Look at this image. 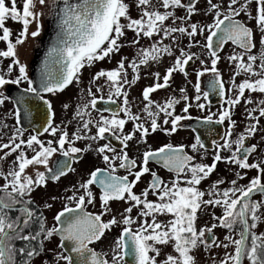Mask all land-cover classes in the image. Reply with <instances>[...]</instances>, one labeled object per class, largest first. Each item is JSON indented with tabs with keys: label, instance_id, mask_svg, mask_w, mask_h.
<instances>
[{
	"label": "snow or ice",
	"instance_id": "6c2138e0",
	"mask_svg": "<svg viewBox=\"0 0 264 264\" xmlns=\"http://www.w3.org/2000/svg\"><path fill=\"white\" fill-rule=\"evenodd\" d=\"M41 6L45 5L46 0H38ZM209 11H215L216 16L214 23L207 26L209 34L204 45L208 51L211 59V69H204V71H211L215 74V79L212 82V89L219 90V95L225 97L226 91L231 92L236 90L238 95L234 98L227 97L226 103L229 108L222 110L219 114L217 123H223L225 119L229 120V128L225 133L222 144H216V154L213 157L212 165H204L200 163H193L194 157L184 153L183 146L173 147L172 145H165L156 151H146L143 153V163L139 171H133L137 165L136 161L128 157L126 151L121 150V154L114 155L111 158L108 155H103V160L109 165L108 169L97 168L91 172L90 177L80 188L83 189V195H80L76 201V209H79L83 215L77 216L72 220L65 219L66 213L75 211L69 207H65L63 211L59 212L55 217L56 226L50 229H45L43 217H39V231L34 234L25 232L30 228L35 217L28 205L32 202L30 200H23V197L31 193L34 188L44 185L48 179L53 181L59 180L61 176L67 174L71 170L70 163H65L62 168L53 170L48 167L49 159L58 150L62 152L63 156L69 160L73 154L79 153L82 150L71 146V141H68V134L66 131L59 136L57 147L52 146V141L47 142V146L38 138V135H31L27 141L17 139L22 135V130L17 128L13 133L11 139L6 144H0V150L10 149L5 153V156L16 153L19 150V155L13 161L14 167L6 174L0 171V177L4 178L5 183L0 185V264H17V253L22 259L20 264H30L31 259L38 255L36 247H20L17 249L13 241L22 240L28 242L30 245L32 241L39 240L43 235L44 240L50 239L54 234L61 236L63 241H71L73 246L71 252L79 257V264H109L105 259L104 254L98 253L96 250L89 247L90 244L99 241L105 234L106 230L117 224L125 225L120 237L116 241L114 255L112 256V264H119L124 259L125 254H132L136 259V264H157V258L161 254V248L158 245L167 246L171 244L173 251L176 253L167 254L160 264H194V256L191 254L193 250L197 249L199 245H204L206 248L224 247L227 249L230 245L234 247V252L225 255L220 264H242L246 258L249 264H264V233L259 235L254 231L258 223L261 222V216L258 212L264 206V200L256 201L252 199L254 194L264 195V182L261 180V175L264 174V168L257 163H248L249 154L255 150V145L245 147V140L248 136L255 133L257 125L252 124L246 128L245 132L232 141L230 139L233 131L234 121L230 119V109L241 102L245 90L250 92L264 93V50L259 55H247V62L243 60V56L255 48L253 29L248 27L245 23L236 19L244 13L249 19L255 21L256 28L261 34L260 44L264 45V0H229L227 8L221 10V5L212 3V0H207ZM252 2L257 5L256 14L252 16L248 12V8ZM11 7L6 4V0H0V41L6 42V50H0V58H11V63L8 65L7 72H12L14 66H18L19 75L15 80L5 78V75L0 74V87L6 84H19L22 80H27L28 88L25 90L28 93H33L40 96V91L45 93H54L66 88L73 81L79 82V72L85 66H92L97 61H103L110 58L113 53L119 52L123 46L120 44V39L125 35V29L131 30L135 33L133 44L139 43L141 36L151 38L154 34L163 32L164 37L171 36L172 33H185L192 38L198 32H204V28L198 27L197 24L190 25V31L185 27H165L164 23L170 17H173L172 11L161 12L155 10L152 5V0H136L137 6L142 9L139 18L133 19L129 15V5L125 0H76L70 3L69 0H64V6L59 10V47H53L51 51L57 53L60 60L66 61L63 65V71L55 80L52 78L50 72H45L41 80L40 89L33 86V82L28 79L25 65L21 64L17 54L16 46L23 44L28 35V27L33 22H37V30L31 33L32 37L40 34L39 18L42 13L35 12L33 9L36 6V0H23L22 10L17 7V0H9ZM158 3L164 9L186 7L187 16L181 19L190 18L195 12V0H192L187 6L182 3V0H158ZM237 5H239L237 7ZM153 6V10L149 11L148 7ZM222 17V18H221ZM127 21L126 24L121 23V19ZM11 19L14 22L22 24V30L16 37L15 42L10 39L11 30L6 27V21ZM215 38V43H214ZM227 41H231L244 50L243 53L232 55L228 57L230 62L235 63V73L232 78V87L225 89L224 84L217 72V62L219 56L217 49L222 47ZM198 43V42H197ZM159 42L153 43L150 48L140 50L137 55L139 63L133 60L129 67L133 73L138 72L140 65H147L149 62H155L160 59L163 54L171 55L172 51L168 46L160 47ZM105 45H107L105 47ZM180 56H177L172 67L166 70L163 76V83H155L153 86L147 87L143 90V98L147 102L144 111L148 117L151 118V131L155 132L160 127L157 123L156 116L159 112H163L165 117H171L172 112L169 111L175 103L174 99H169L164 105H158L159 111L153 113L150 109V93L158 89L165 88L169 85V80L172 74L176 71L185 73V66L193 60L195 54H189L183 49L180 50ZM259 60L260 73L255 71L254 65ZM203 64L204 62L201 61ZM246 73L249 77L259 75L260 78L256 80L244 79L238 85L235 84V76L240 73ZM186 74V73H185ZM159 77V74H155ZM203 75V72H197V78ZM100 78H106L110 86V92L107 97L109 102H113V96H123L125 107L120 111L124 112L128 120L138 121L139 116H134L127 108V92L122 91L125 85L131 86L139 79L138 75H134L132 80H128L125 74V61L122 58L116 69L98 71L93 81ZM101 89L97 88V91ZM183 91V89L181 90ZM196 91L199 93V83L196 85ZM89 95L92 99L89 104L95 108L98 99L103 100V97H95L91 89ZM203 97L208 99L209 93L204 92ZM185 100L187 97H183ZM8 97L0 94V105H2ZM196 100H200V95L196 96ZM245 103H251V100H245ZM45 103H48L45 101ZM264 104V101H260ZM89 105H84L87 108ZM201 109L205 107L204 104H197ZM67 107V105H65ZM188 107L184 111H188ZM49 116L48 126L44 128L45 133L56 135L58 128L53 126L51 111V104H48ZM104 111H112L110 108H105ZM256 111L253 109L248 112L249 118L256 119L252 113ZM260 116H264V107L259 108ZM18 117V113H14ZM86 113L77 110L76 116L83 118ZM184 119L182 116H175L171 119V132L177 130V124ZM211 121L212 117H207ZM125 119H120L116 113L112 116L105 117L101 115L99 121L95 122L97 133L91 139H104L106 133L115 135L117 130H122L126 124ZM169 121L166 118L164 123ZM19 123V118L17 119ZM93 121H83V128L87 130ZM6 127V125H5ZM135 128L140 131L141 136L148 134V129L142 123L135 124ZM165 131H168L165 129ZM85 137L73 133V139L79 140ZM121 139L120 137H117ZM132 139V134L124 135L121 143L124 148L127 147V142ZM69 147L65 149V144ZM233 144L236 147L233 149ZM26 145L28 149L34 152L30 158L26 156L22 146ZM38 146V147H37ZM193 150L204 148V145L197 138L196 142L191 145ZM221 150H228L231 155L222 157ZM106 151H113L110 145L105 144L97 149V152L104 154ZM243 154V155H241ZM157 158L163 162V165L170 171H173L176 176L170 182L165 183L156 173H151L152 179L148 187L139 195L133 192V188L140 181L145 173H149L147 164L150 159ZM4 157H0L3 160ZM225 160L230 164L238 165L241 170L256 169L257 176L253 177L247 186L235 187L237 180H232L233 185L230 188L218 190V185L223 181H217L211 185L207 195L210 199H203L206 195L197 186L208 178L215 170L217 162ZM112 160H119L118 167L125 169L129 175H134L135 179L129 181L128 176L115 175L117 167L112 164ZM264 163V161H262ZM33 165H43L49 173L37 171L35 178L32 175L26 174V169ZM236 176L243 179L244 176L237 172ZM181 182L185 186H181ZM97 184L101 189L100 201L103 211L99 214L84 213L83 208L85 203L91 204L93 202V193L90 190V185ZM151 192L157 197L156 201H149L147 196ZM73 196L68 199H73ZM112 200H125L131 202L132 206L125 209L126 213H131L133 207L142 206L140 208L139 216L145 219L140 222L138 229L133 231L129 225L136 223L130 215H124L122 221H117L113 217L108 222H104L101 217L110 211L108 205ZM17 205H22L17 208ZM205 206L213 208H222V215L216 217L213 214V219L218 221V224H213L211 227H205L197 230L195 224L198 217V212ZM18 211L14 219L10 217L9 213ZM157 215H170L172 219L165 222L157 221ZM151 217V222L146 218ZM249 220L251 223H249ZM217 226L233 231L236 226H239V238L233 239L231 235L225 236L224 240L227 243H217L216 237L212 234L213 229ZM207 234V235H206ZM250 240V244H249ZM42 247V242L40 244ZM127 248L128 252L125 253ZM155 253V255H150ZM67 264H73L70 255L60 256Z\"/></svg>",
	"mask_w": 264,
	"mask_h": 264
},
{
	"label": "flooded vegetation",
	"instance_id": "af4514ba",
	"mask_svg": "<svg viewBox=\"0 0 264 264\" xmlns=\"http://www.w3.org/2000/svg\"><path fill=\"white\" fill-rule=\"evenodd\" d=\"M70 3L76 2V0H69ZM192 0H182V3L187 6ZM199 0H195V7L197 6ZM229 0H219V4L222 5V11L227 8ZM242 3L243 0H240ZM125 3L129 5V15L135 19L139 18L142 9L137 6L136 0H125ZM6 4L11 7L9 0H6ZM39 4V3H38ZM23 0H17V7L22 10ZM40 5V4H39ZM152 5L155 6V10L161 12L172 11L173 14L178 13L179 10L187 13L186 7L170 8L164 9L159 3L158 0H152ZM64 6V0H46L45 5L41 6V10L37 11L42 13L39 18L40 25V34L46 26L50 25L54 14L56 15L58 10ZM239 5H237L238 7ZM257 5L255 2H252L248 8V12L252 13L253 16L256 14ZM35 9V8H34ZM33 9V10H34ZM149 11L153 10V6L148 7ZM49 18L50 23H47ZM222 18V17H221ZM236 19L245 23L248 27L253 29L254 32V43L255 48L251 52L243 56V60L247 62V55H259V53L264 50V45L260 44L261 34L256 28L255 21L249 19L246 15L243 19L239 16ZM251 22V23H249ZM122 24H126L125 19H121ZM10 24V25H9ZM6 23V27L11 30L10 39L13 43L16 40L19 32L22 29V24L14 22L10 19V22ZM12 25V26H11ZM37 26V24H35ZM165 27H177L179 26H170L165 24ZM198 25V24H197ZM43 26V27H42ZM188 31H190V26H183ZM203 28L202 26H198ZM209 31L198 32L197 37L190 38L185 33H172L169 37H164L163 32L154 34L151 38L141 36L139 38V43L133 44L132 41L135 39V33L131 30L125 29V35L120 39V44L123 45L119 52L113 53L110 58H106L103 61H97L92 66H85L79 72V82L73 81L66 88L61 91L54 93H45L40 91V96L43 99H40L39 96L33 93H28L25 90L28 88L27 80H22L19 84H6L3 87H0V94L8 97L5 102L0 105V144H6L11 139L13 133L17 128L22 130V135L17 139L19 143L20 139L27 141L31 135H38V138L47 146L48 141H52V146L59 149L57 141L62 132L66 131L68 134V141H71V146L81 149L82 151L72 155V158L69 160L64 157L62 152L59 150L53 154L49 159L48 167L54 171L62 168L65 163H70L71 170L67 172L66 175L61 176L59 180L53 181L48 179L44 185L34 188V190L25 195L23 200H30L32 203L28 207L34 211L35 217L30 228L25 232L35 233L39 231V217H43L45 229H50L56 226V221L54 217L67 206L75 211L65 214V219L72 220L77 216L83 215L79 209H76V201L80 195H83V189L80 188V185L83 184L86 180L89 179L90 174L97 168L108 169L109 165L103 160V155H108L110 158L114 155L121 154V150L126 151L128 157L136 161L137 167L133 170L139 171L143 163V153L146 151H156L159 148L165 145H172L174 148L183 146L184 153L194 157L193 163H200L204 165H212L213 157L216 154V144H222L223 138L226 131L229 128V120L225 119L223 123H217L219 120V114L222 110L229 108V105L226 103L227 97L234 98L238 95L236 90L231 92L226 91L225 97L219 95V90L212 89V82L215 79V74L211 71H204V69H211V59L212 57L205 49L204 45L206 43L207 35ZM0 35H2V30H0ZM40 35L32 37V47L37 44L39 46L36 48L38 52L43 46L44 41L37 39ZM200 39H199V37ZM159 37V39H156ZM200 41L199 47L196 48V40ZM159 42L158 46H168L172 54H163L158 61L149 62L147 65H140L138 72L133 73L132 69L129 67V64L135 60L136 63H139V57L137 53L145 48H150V44ZM215 43V38H214ZM148 44V46L146 45ZM17 45L16 47H18ZM107 45H105L106 47ZM6 42L0 41V50H6ZM230 48L234 51L235 54H225L223 53L225 49ZM183 49L189 54H195L192 61H190L185 66V73L176 71L172 74L169 80V85L165 88L158 89L155 92L150 93V109L153 113L159 111L158 105H164L169 99H174L178 101L173 105L170 112H172L171 117H165L163 112L155 117L159 128L157 131H151V118L148 117L147 113L144 111L145 104L147 103L143 98V90L147 87L153 86L155 83H163V76L166 73V70L169 67H172L177 56H180V50ZM35 50V52H37ZM237 52V53H236ZM244 50L227 41L223 44L222 47L217 49L219 60L217 62L216 68L217 72L220 74V78L224 84L225 89L232 87V78L236 71L235 63L234 69L226 70L225 74H222V58L225 55V58L230 62L228 57L232 55H237L243 53ZM17 54V49H16ZM31 55V53H30ZM125 61V74L126 78L130 81L134 75H138L139 79L136 80L131 86L125 85L123 90L127 92V108L130 113L134 116H139L138 121L128 120L126 114L120 109L125 107L124 97L123 96H113V102H109L107 97L110 92V86L106 81V78H100L97 81H93L94 75L100 71L104 70H113L117 68L118 62L121 59ZM32 59V60H31ZM38 60L37 56H33L24 61L26 67V74L28 79L33 82V86L36 87L39 91L40 84L35 78V64ZM201 61L204 63L202 64ZM11 58H0V74L5 75L6 79L15 80L19 75L18 66H14L12 72L8 73V65L11 63ZM260 61L257 60L254 68L257 73H260L259 68ZM197 72H203V75L197 78ZM159 74L157 77L155 74ZM225 75V76H224ZM260 78L259 75H253L251 77L248 74L241 72L240 75L235 76V84L238 85L244 79L256 80ZM174 79H177V82L174 84ZM199 83L200 91H196V85ZM97 88L101 89L97 91ZM89 89H91L92 94L99 98L103 97V100L98 99L97 105L93 108L89 101L92 99V96L89 95ZM183 89V91H181ZM208 92L209 97L207 100L204 99L203 93ZM200 95V100H196V96ZM66 99L64 101V98ZM187 97L185 100L183 97ZM251 100V103H245V100ZM7 101V103H6ZM47 101L48 103H45ZM260 101H264V93L260 92H250L245 90L244 96L241 98V102L230 109V119L234 121L233 131L230 139L235 141L239 135L245 132L252 124H256L257 128L255 133L251 136H248L245 140V147H251L255 145V150L249 154L248 163H257L264 168V116H260L259 108L264 107V104H260ZM51 104V111L53 114L52 124L58 128L56 135H52L44 132V128L48 126V116L49 108L48 104ZM89 105L87 108H84V105ZM197 104H204L203 109L199 108ZM67 105V107H65ZM188 107V111L185 112L184 108ZM105 108H110L112 111H104ZM81 110L86 114L83 118L76 116L77 110ZM256 109L252 113L253 117L258 118V123L256 119L249 118L248 112ZM14 113H18L15 115ZM113 113H116L120 119H125L127 122L124 125L122 130H117L115 135L110 133L105 134L104 139H91L97 133V128L95 122L99 121L101 115L105 117H111ZM175 116H182L184 119L180 120L177 124V130L171 132V119ZM211 116L212 120H207V117ZM19 118V123L17 119ZM168 119V123L165 124V119ZM91 120L93 124L89 126L87 130L83 128V121ZM142 123L145 128L148 129V134L146 136H141L140 131L135 128V124ZM6 125V127H5ZM167 129L168 131H165ZM73 133H76L79 136L85 137L83 139L74 140ZM132 134V139L127 142V147L124 148V145L121 143V139L124 135ZM120 137L121 139H118ZM199 138L200 142L204 145V148H199L193 150L191 145L194 144ZM105 144L110 145L113 151H106L104 154L97 152V149ZM38 147V146H37ZM69 147V144H65V149ZM236 147L233 144V149ZM27 157L34 155V152L31 149H28L26 145L22 146ZM10 149L0 150V157H4L3 160H0V171L7 173L6 166L9 165L11 168L14 167L13 161L16 156L19 155V150L16 153L5 156V153L9 152ZM222 157H228L231 155V152L228 150H221L220 152ZM243 155V154H241ZM112 164L117 167L115 175L118 176H128L129 181L135 179L134 175H129L125 169H120L118 167L119 160H112ZM224 164V166H222ZM147 167L149 168V173H145L140 181L133 188V192L137 195L141 194L145 188L148 187L149 182L152 179L151 173H156L162 181L168 183L175 178L176 174L173 171H170L163 165L162 161H159L157 158H152L149 160ZM223 170V172H222ZM45 172L47 173L43 165H33L29 166L26 169L27 175H32L35 178V173ZM240 172L244 178L239 179L236 176V173ZM256 169H246L241 170L238 165L230 164L225 160L217 162L215 170L210 174V176L204 179L200 185L197 187L206 193L203 199L207 200L210 197L207 195L208 191L217 181H223V183L218 185V190L223 191L225 189L232 187L231 181L237 180V188L241 186H247L249 181L257 176ZM261 180L264 182V174L261 175ZM5 183L4 178L0 177V185ZM181 186H185L181 182ZM90 190L93 193V202L91 204L85 203L83 212L89 214L99 215L103 209L101 208V189L99 185L93 184L90 185ZM74 196L73 199H68L70 196ZM256 195H261L259 193L254 194L252 199ZM264 196V195H262ZM147 199L149 201H156L157 197L149 192ZM22 205H17V208ZM132 206L131 202H126L125 200H112L109 202L110 211L105 213L101 219L104 222H108L113 217L117 221H122L124 215H130L136 223L129 225L133 231L139 228L140 222L145 218L139 216L140 208L142 206L133 207L131 213H126L125 209ZM213 214L216 217L222 215V208L220 207H211L205 206L201 211L198 212V217L196 220L197 224L201 225L197 230L205 227H211L213 224H218V221L213 219ZM11 218H15L19 215L18 211H12L9 213ZM151 222V217L146 218ZM172 219L170 215H157V221L167 222ZM125 227L122 223H117L113 225L110 230H106L102 239L97 242H94L89 245L92 249L96 250L98 253L104 254L105 259L109 261V264H112V256L114 255V249L116 241L121 235L123 228ZM239 228L235 227L234 229ZM216 238L222 234V227L217 226L213 229L212 233ZM207 235V234H206ZM42 242V247L40 244ZM14 246L19 249L20 247H36L38 255L34 256L30 264H67L63 259H60V256L70 255L73 261V264H79V257L71 252V247L73 246L71 241H63V247L61 246V236L59 234H54L50 239L44 240L43 235L40 236L39 240L32 241L29 245L28 242L22 240L13 241ZM157 247L161 248V254L159 256L160 260L157 261V264H160L164 260L167 254H176L171 244L167 246L158 245ZM221 248L222 251V247ZM125 253L128 252L127 248L124 250ZM217 251L218 253H220ZM53 257L50 258V256ZM150 255H155V253H150ZM48 258V260L46 259ZM50 258V260H49ZM24 259L17 253V264H20V261ZM119 264H136V259L132 254H125L124 259L119 262Z\"/></svg>",
	"mask_w": 264,
	"mask_h": 264
},
{
	"label": "rangeland",
	"instance_id": "374dc122",
	"mask_svg": "<svg viewBox=\"0 0 264 264\" xmlns=\"http://www.w3.org/2000/svg\"><path fill=\"white\" fill-rule=\"evenodd\" d=\"M38 3H39L38 0H36V6H35V9L33 10L35 12L41 10V5H39ZM212 3L219 4V0H212ZM221 9H222V7H221ZM251 15L253 16V10H252ZM54 16H55V14H54ZM186 16H187V13H184L183 11L179 10L178 13L173 14V17H170L168 20L165 21L164 26H166L165 24H167V25H170V26H179V27H181V26H190L191 24H198V26H202L205 29V31H206V30H208L207 26L212 25L214 23V19H215L216 13H215V11H209V5H208L207 0H199L197 6L195 7L194 14L190 18H188L186 20L185 19H181V18H185ZM240 17L243 19V17H245V14L241 13ZM52 20H53V18H52ZM9 22H10V19H8L6 21V23H8V24H9ZM47 23L48 24L50 23L49 18L47 19ZM249 23H251V22H249ZM35 24H37V22L33 21L29 25L27 38L25 39L23 44H20L18 47H16V49H17V57H18L20 63L23 64V65H24V61L26 59H28V56H30V58H33V56H37V53H38L39 54L38 58L40 57V52H38V50L36 49L39 46V44L36 45V43H35V45L31 49L32 42H33L32 41L33 39L31 37V33L33 31L37 30V26ZM49 26L50 25L46 26L45 29L42 30V32H41V34H39L40 36L38 37L36 42H38L40 40H43V41L46 40V36L48 34ZM156 39H159V37H156ZM199 39H200V37H199ZM199 44H201V43H200V41L197 38V40H196V48L199 47ZM146 45L148 46V44H146ZM151 45L152 44H150V46ZM35 50H37V52H35ZM30 53H31V55H30ZM223 53H225V54H235L234 51L232 49H230V48L225 49V51ZM51 57H52V54H51V56H50V58L48 59L47 62L50 61ZM225 60H227V59L225 58V55H223V58H222V74H225L226 70L234 69V62L233 63H228L227 62L228 60L227 61H225ZM37 61H36L35 66L38 63ZM53 79H55V78H53ZM176 82H177V79H174V84ZM65 99H66V96L64 98V101H65ZM6 103H7V101H6ZM222 166H224V164H222ZM11 169L12 168L9 165L6 166V171L7 172L9 170H11ZM222 172H223V170H222ZM235 187H238V185L237 186L235 185ZM223 190H225V187H224ZM253 200H256V201L264 200V196L256 195V196H254ZM258 215L261 216V222L258 223L257 228L254 229V231L259 235L260 233H264V206H262L260 208V210L258 212ZM249 223H251L250 220H249ZM201 225H203V224H200V225L197 224V229ZM237 227H239V226H237ZM239 231H240V228H236V229H234L231 232H229V230H227L225 228H222V234L220 236H217V238H216L217 243H227V241L224 240V237L228 236V235H231L233 237V239H238L239 238V236H238ZM249 244H250V240H249ZM219 250H221V248H219V247L213 246L211 248H206L204 245H199L197 247V249L193 250L192 253H191L194 256V264H220V261L222 259H224L226 253L227 254H231V253L234 252V247L230 245L227 249L222 247V251H219ZM217 251H219L220 253H218ZM51 257H53V255H51L50 258ZM50 258H49V260H50ZM46 259L48 260L47 257H46ZM159 260H160V258L158 257L157 261H159ZM242 264H249V261L245 258L243 260Z\"/></svg>",
	"mask_w": 264,
	"mask_h": 264
},
{
	"label": "water",
	"instance_id": "95a60500",
	"mask_svg": "<svg viewBox=\"0 0 264 264\" xmlns=\"http://www.w3.org/2000/svg\"><path fill=\"white\" fill-rule=\"evenodd\" d=\"M58 20H59V10L57 14L54 16L53 20H51L48 34L46 36V40L43 43V46L40 49V57L38 58L37 67L35 66V78L38 81V84L41 83L43 75L45 72H50L52 74V78H58L61 72L63 71V65L66 61L60 60L59 63V56L57 53H53L51 49L53 47H59L58 44L59 40V28H58ZM52 57L49 62L48 59ZM39 56V54H38ZM48 57V58H47ZM54 79V80H55Z\"/></svg>",
	"mask_w": 264,
	"mask_h": 264
}]
</instances>
